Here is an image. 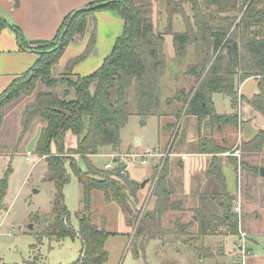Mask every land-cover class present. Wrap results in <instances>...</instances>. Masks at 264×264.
Wrapping results in <instances>:
<instances>
[{"label": "trees", "instance_id": "trees-1", "mask_svg": "<svg viewBox=\"0 0 264 264\" xmlns=\"http://www.w3.org/2000/svg\"><path fill=\"white\" fill-rule=\"evenodd\" d=\"M185 3L190 4L193 13V23L189 25H194L196 30L189 26L185 31L169 33L176 57L184 56L190 45L196 52L195 61L188 66V74L194 77L196 85L188 92L179 89L171 98L165 96L160 83L165 68L162 35L153 30L150 17L143 15L142 7L136 0H97L65 15L52 40L34 42L37 60L0 94L1 124L3 109L11 101L21 95L31 94L38 81L49 87L57 82L58 79L50 75L52 67L59 62L66 48L81 40L90 29L85 51L71 58L64 68L72 72V66L86 57L95 42V11L115 10L121 17L122 33L96 70L86 75L74 73V79L60 77V82H65L71 89H62V93L52 89L37 91L34 100L22 113L18 140L25 137L34 120H40L42 125L33 152L46 162L43 180L54 185L51 209L43 217L45 223L39 226L36 237L39 242L44 238L60 242L66 237L77 236L82 246L81 254L70 264H105L108 260L105 241L111 232L91 218L89 209L93 190L101 192L106 203H115L122 210L126 225L133 229L129 234L130 246L142 248L145 240L155 237L164 239L168 235L204 238L219 225L225 226L228 234L238 235V216L232 204L234 197L227 191L219 155L230 150L234 143L229 144L231 140L226 135L219 142L199 133L194 148L195 152L211 155L204 174L217 182L215 192L199 196L200 204L195 209L197 219H193L197 223L194 232L188 229L191 222L174 220L170 226L163 225L166 213L183 210V201L174 198L177 182L169 176L168 158L160 170L153 173V207L143 211L134 206L141 183L129 178L125 164L116 157L114 167L99 169L89 159L105 145H110L112 151L118 152L120 128L130 114L125 99L130 86H133L136 114L139 116L157 115L163 120V116L169 115L167 112L170 107L179 105L177 110L182 111L184 116L197 118L199 131L204 124L221 130L227 124L237 126V113H217L212 95L221 93L228 96L231 107L236 109L239 84L253 77L257 80L258 92L251 96L249 104L264 115V0H202L205 10L201 8L199 0H165L166 8L173 13L184 14ZM8 25L10 23L0 13V31ZM12 27L23 42L21 30L15 25ZM177 110L168 116H176L172 131L169 126L172 128L174 123L170 122L168 126L161 121L160 124V131H166L164 133H168L169 137H178L182 127L183 117H177L180 114ZM67 131L76 136L75 147H65ZM263 145L264 129H259L252 138L240 140L236 148L241 151H260ZM168 152L171 153L172 148ZM79 159L86 162L84 169L79 166ZM229 162L237 166L236 158ZM241 166L244 169L249 167L244 160ZM250 169L260 175L259 167L252 166ZM70 172L76 175L83 196V209L77 215L76 229L63 194ZM6 188L5 176L0 180V198ZM207 200L216 201V211ZM29 216L34 222H39L42 215L35 211ZM194 248L199 258L211 257L207 249L199 246Z\"/></svg>", "mask_w": 264, "mask_h": 264}, {"label": "rangeland", "instance_id": "rangeland-1", "mask_svg": "<svg viewBox=\"0 0 264 264\" xmlns=\"http://www.w3.org/2000/svg\"><path fill=\"white\" fill-rule=\"evenodd\" d=\"M199 1L202 2V0ZM136 3L142 7L143 15L150 17L153 30L162 35L165 68L160 77V83L165 96L171 98L179 89L188 92L192 86L196 85L194 77L188 74V66L195 61L196 52L190 45L184 56L176 57L172 36L169 32L185 31L189 28V24L193 23L190 4L185 3L183 14L181 12L173 13L171 9L166 8L165 0H136ZM201 8L205 10L203 4ZM190 27L196 30L194 25ZM58 63L52 67L50 72L51 77L58 79L52 87L38 81L31 94L19 96L3 109V120L0 124V180L6 176L7 188L5 194L0 198V264H70L75 262L81 254L82 246L77 236L66 237L60 242L47 238L41 242L38 241L36 233L39 231V226L45 223L46 219L43 217L49 213L54 197L53 183L43 180L46 162L43 157L35 155L32 149V141L39 131L40 120H34L25 137L18 140L22 113L27 105L34 100L37 91L52 89L62 93V89H71L65 82H60V77L74 79V73L61 67ZM239 93L240 89L237 91V95L238 100H242L244 96ZM125 99L130 114L125 124L120 128L118 152L112 151L110 145H105L97 153L92 154L89 159L96 168L108 169L105 165L110 163L114 167L113 160L117 157L121 163L125 164L126 172L133 179H138L151 171L143 189L138 191L134 201L135 209L143 211L153 207L154 197L151 196V187L154 182V179L152 180L153 173L155 170L156 172L160 170L165 159L168 158L170 178L173 180L177 176L179 172L177 165L180 158L173 152H178L185 146L183 125L190 117L184 116L182 111L177 110L179 105L170 107L167 114H175L177 110L180 113L177 117H183L184 123L178 137H169L168 133H164L166 131H160V124L161 121L168 126L170 122L174 123L172 128L169 126L172 131L176 125V116L165 115L161 120L157 115L144 117L137 115L133 86L127 89ZM228 99L224 94L215 93L213 95V104L217 113L228 115L230 106ZM220 132L229 135L230 144L234 142L230 136L238 134V128L234 125H226ZM203 135L210 137L207 133ZM75 141L76 136L71 131H67L65 134L66 145L72 146ZM238 143H233L231 149L224 153L234 155L227 158L228 160L236 158V167L241 168L242 172L241 214L237 215L241 222L244 208L248 203H256L264 207V177L256 173L255 175L250 169L252 166L259 167V169L264 166V154H258L257 157L250 159L242 158L243 153L236 148ZM146 148L153 151V156L146 157L147 162L141 163L140 155ZM170 148H172L171 153L168 152ZM243 160L248 163V169L241 166ZM78 164L82 169L86 167V162L83 159H79ZM8 168L9 171H7ZM175 179L179 181V179ZM179 186L177 182L174 198L182 197L183 210L166 213L163 217V225L170 226L174 220H180L183 223L191 222L188 229L194 232L197 229V223L193 222V219H197L195 209L198 207V200L193 193L190 196L182 194L178 191ZM63 194L65 205L70 212L71 222L76 229L77 215L83 209L81 202L83 196L81 185L73 172H70V179L63 187ZM234 199L237 197L235 196ZM206 202L211 201L207 200ZM211 203L213 204L212 209L216 211L218 206L216 201ZM119 208L115 204H107L99 191H92L89 209L91 218L94 222L103 224L104 228L111 232L105 241V247L109 252L105 264H240L237 261L240 254L235 247L237 235L228 234L227 228L223 225L217 226L215 231L204 238L196 239L191 235H168L164 239L149 238L145 240L142 248L130 246L129 234L133 229L126 225L122 210ZM35 211L42 215L39 222H34L29 216L31 212ZM103 218L106 219V223ZM194 246L207 249L211 252V257L199 258ZM246 247L247 249L251 248L255 261L264 264V232H254L248 235ZM245 264H249L247 259Z\"/></svg>", "mask_w": 264, "mask_h": 264}, {"label": "crops", "instance_id": "crops-1", "mask_svg": "<svg viewBox=\"0 0 264 264\" xmlns=\"http://www.w3.org/2000/svg\"><path fill=\"white\" fill-rule=\"evenodd\" d=\"M93 1L97 0H0V13L10 23V25L0 31V94L9 86L14 78L27 71L37 60L38 53L36 52V44L34 42L52 40L65 15L75 9L83 8ZM94 20V45L83 60L72 66V73L86 75L96 70L104 58L111 52L116 38L122 33L123 21L115 10L99 9L94 13ZM12 25H15L21 30L24 37L23 42L18 39L17 32ZM90 35L89 29L81 40L71 43L61 56L58 64L64 68L71 58L81 55L85 51ZM239 89V94L243 95L244 98L238 101L236 109L232 108L231 105L228 107V114L235 112L238 117V134L235 133V135L232 134L230 136L234 143H238L240 140H248L259 129H264V115L255 110L248 101L253 94L258 92L257 80L249 77L239 84ZM224 96L225 98H229L226 95ZM188 117L190 118L187 123L185 125H183L184 122L182 123L184 126L183 143L185 146L183 145L184 148L178 152H173L181 160L177 165L179 172L173 180L179 183L178 191L182 194L190 196L193 193L198 200L197 205H199V196L215 192L217 190V182L213 177L204 174L207 161L211 155L209 153L195 152L193 149L194 144H196L200 134L206 133L208 136L221 142L222 136L225 134L220 131H223L226 126H223L221 130H217L218 127H211L204 124L199 131L197 118L195 116ZM41 125L42 123H40V128ZM39 131L32 141V149L34 148ZM226 136L229 138V135ZM75 145L76 141L72 146H68L65 143V147H75ZM241 152L243 153L242 158H254L258 154H264V145L260 151L242 150ZM219 155L222 160L221 169L225 176L228 193L233 195V197H237L239 190L242 199L241 168L239 169V167H235L234 164L229 162L227 157H233L234 155L227 153ZM113 161L115 162L116 158ZM106 165L105 167L108 169L113 167V165L111 167H107ZM150 172L138 179H133L128 176L132 180L142 182L149 178ZM175 178L179 179V181ZM143 187L141 186V189ZM179 199L182 200V197ZM117 207L119 208V206ZM241 218L240 228L247 233V237L254 232H264V207L262 205L248 203L247 207L244 208V213ZM248 250L247 263L263 264L262 262L254 260V256H252L254 254H252L251 248Z\"/></svg>", "mask_w": 264, "mask_h": 264}, {"label": "built area", "instance_id": "built-area-1", "mask_svg": "<svg viewBox=\"0 0 264 264\" xmlns=\"http://www.w3.org/2000/svg\"><path fill=\"white\" fill-rule=\"evenodd\" d=\"M157 155H159V154H157ZM140 156L142 157L141 163H146L147 162L146 157L153 156V151L149 148H146ZM26 158L28 159V156H26ZM106 166L111 167L112 164L108 163ZM237 194H238L237 199H234V201H233V203H234L233 210L238 216H240V214H241V197H240L239 190H238ZM239 222L240 221L238 220V235H237V242L235 243V247L240 254V255H238V262L240 264H245V260H246L247 256L249 255V250L246 247L247 233L240 228Z\"/></svg>", "mask_w": 264, "mask_h": 264}, {"label": "water", "instance_id": "water-1", "mask_svg": "<svg viewBox=\"0 0 264 264\" xmlns=\"http://www.w3.org/2000/svg\"><path fill=\"white\" fill-rule=\"evenodd\" d=\"M259 174H260V176L264 177V166L260 167ZM145 183H146V180L142 181L141 186L143 187L145 185Z\"/></svg>", "mask_w": 264, "mask_h": 264}]
</instances>
